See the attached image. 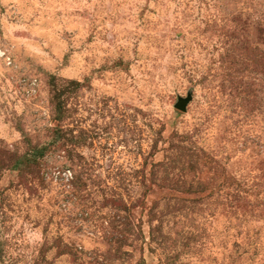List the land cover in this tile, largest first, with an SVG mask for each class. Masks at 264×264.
<instances>
[{
	"label": "rangeland",
	"instance_id": "1",
	"mask_svg": "<svg viewBox=\"0 0 264 264\" xmlns=\"http://www.w3.org/2000/svg\"><path fill=\"white\" fill-rule=\"evenodd\" d=\"M0 264H264V0H0Z\"/></svg>",
	"mask_w": 264,
	"mask_h": 264
},
{
	"label": "water",
	"instance_id": "2",
	"mask_svg": "<svg viewBox=\"0 0 264 264\" xmlns=\"http://www.w3.org/2000/svg\"><path fill=\"white\" fill-rule=\"evenodd\" d=\"M188 99H184V98H179L178 102L176 103V107L184 110L185 106L187 104Z\"/></svg>",
	"mask_w": 264,
	"mask_h": 264
}]
</instances>
